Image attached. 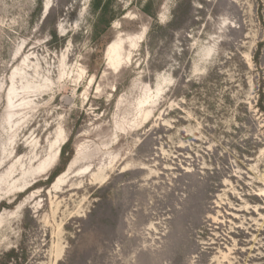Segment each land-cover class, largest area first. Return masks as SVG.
Instances as JSON below:
<instances>
[{
	"label": "rangeland",
	"instance_id": "obj_1",
	"mask_svg": "<svg viewBox=\"0 0 264 264\" xmlns=\"http://www.w3.org/2000/svg\"><path fill=\"white\" fill-rule=\"evenodd\" d=\"M0 264H264V0H0Z\"/></svg>",
	"mask_w": 264,
	"mask_h": 264
},
{
	"label": "trees",
	"instance_id": "obj_2",
	"mask_svg": "<svg viewBox=\"0 0 264 264\" xmlns=\"http://www.w3.org/2000/svg\"><path fill=\"white\" fill-rule=\"evenodd\" d=\"M103 12L105 13V10H104ZM67 154H68V153L66 152L65 148H63L62 151H61V160H65ZM60 173H61V172H59V173H58V172L54 173V174L52 175L51 178H52V179L56 178Z\"/></svg>",
	"mask_w": 264,
	"mask_h": 264
},
{
	"label": "bare ground",
	"instance_id": "obj_3",
	"mask_svg": "<svg viewBox=\"0 0 264 264\" xmlns=\"http://www.w3.org/2000/svg\"><path fill=\"white\" fill-rule=\"evenodd\" d=\"M127 171V170H126Z\"/></svg>",
	"mask_w": 264,
	"mask_h": 264
}]
</instances>
